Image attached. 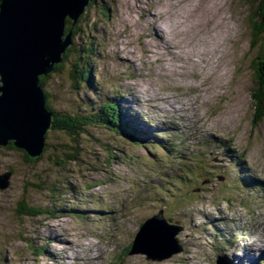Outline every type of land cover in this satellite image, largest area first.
I'll return each mask as SVG.
<instances>
[{
	"label": "rangeland",
	"instance_id": "rangeland-1",
	"mask_svg": "<svg viewBox=\"0 0 264 264\" xmlns=\"http://www.w3.org/2000/svg\"><path fill=\"white\" fill-rule=\"evenodd\" d=\"M90 1L73 44L95 46L91 57L82 55L94 89L71 87L72 54L62 72L50 73L47 102L54 113L82 116L117 102L134 133L146 135L145 145L95 123L68 137L52 128L51 115L37 159L0 146V177L8 175L0 189V264H216L222 251L215 235L231 242V254L256 248L264 239V189L256 182L264 178V117L251 99L260 45L252 23L256 2ZM188 169L191 183L182 177ZM166 174H182L175 197L163 190ZM154 186L166 195L160 207L147 191ZM159 208L166 225L177 226L175 253L147 260L134 253L132 241ZM163 254L151 251L150 258Z\"/></svg>",
	"mask_w": 264,
	"mask_h": 264
},
{
	"label": "water",
	"instance_id": "water-1",
	"mask_svg": "<svg viewBox=\"0 0 264 264\" xmlns=\"http://www.w3.org/2000/svg\"><path fill=\"white\" fill-rule=\"evenodd\" d=\"M88 1L0 0V146L12 141L32 161L40 155L51 114L45 109L39 77L63 62L72 45L71 34L64 35L65 20L76 23ZM7 179L8 175L0 177V189L7 187ZM151 223L154 227H148ZM175 233L161 215L156 216L136 235L134 253L147 260L168 258L175 253L170 248ZM151 251L166 255L150 258Z\"/></svg>",
	"mask_w": 264,
	"mask_h": 264
},
{
	"label": "trees",
	"instance_id": "trees-1",
	"mask_svg": "<svg viewBox=\"0 0 264 264\" xmlns=\"http://www.w3.org/2000/svg\"><path fill=\"white\" fill-rule=\"evenodd\" d=\"M256 2L254 8V19H253V31L254 37L259 42L258 56L254 60V77L256 84V91L251 93L252 103L254 104V113H257L261 117H264V110L262 108V103L264 102V0H251ZM91 1H88V6H90ZM87 6V7H88ZM86 7V8H87ZM106 12V11H104ZM109 13V12H108ZM107 13V14H108ZM106 14V15H107ZM81 15L76 23L71 22V20H65L64 35L70 33L72 37V46L64 53L63 63L61 65H55L53 67L52 74H59L63 70V65L65 62L71 63V55L74 54V62L71 63L70 70L68 71L69 80L71 82V87L78 89L81 86H87L90 90L94 88L93 77L91 76V69L84 64L82 55L85 54V58L91 57L95 54V46L91 43L87 47H82L80 45L73 44V39L78 35V31L81 21ZM51 74L46 77H39V84L42 88V93L46 99L45 109L48 113L53 116L52 128L58 132L66 134V136L74 137L78 136L79 133L85 132L86 128L90 124L101 125L106 131L117 133L119 136L124 138H130L137 140L142 143L140 139H134V134L132 130L127 126L125 122L124 113L120 110L117 102L111 103L110 100L103 103L97 109H92L88 111L89 114L82 116L79 112H63L54 113L50 108L48 100V93L45 90L47 81L49 80ZM116 96L115 98H117ZM74 141V140H73ZM143 144V143H142ZM9 145L14 148L13 142L10 141ZM16 149V148H15ZM44 150L42 151V153ZM27 160H31L30 157L26 156Z\"/></svg>",
	"mask_w": 264,
	"mask_h": 264
},
{
	"label": "bare ground",
	"instance_id": "bare-ground-1",
	"mask_svg": "<svg viewBox=\"0 0 264 264\" xmlns=\"http://www.w3.org/2000/svg\"><path fill=\"white\" fill-rule=\"evenodd\" d=\"M155 30H156V29H155ZM158 31H160V30H158ZM158 31L156 30L157 33H159ZM154 39H155V41H156V43H157L158 45L161 44L160 42L157 41V39H156L155 37H154ZM165 40H166V38H165ZM162 45H164V44H162ZM159 46H160V45H159ZM165 99H166V98H165ZM198 101H199V99H198ZM189 102H190L191 104H193V106H195V103H193V102H191V101H189ZM196 102H197V101H196ZM177 103H179V102H177ZM185 105H186V104H185ZM175 106H176V104H175ZM181 106H182V105H181ZM134 107H135V106H134ZM177 107H179V106H177ZM184 108H185V107H184ZM191 108H192V107H191ZM132 109H133V108H132ZM163 109H165V108H163ZM177 109H178V108H177ZM172 110H174V109H172ZM180 110H181V108H180ZM188 110H189V109H188ZM174 111H175V110H174ZM189 111H190V110H189ZM193 111L196 112V108H195V107L193 108ZM168 112H169V110H168ZM168 112H167V113H168ZM172 112H173V111H172ZM190 112H191V111H190ZM169 113H170V112H169ZM180 113H181V111H180ZM180 113H179V114H180ZM189 114H190V113H189ZM189 114H188V115H189ZM169 115H170V114H169ZM189 117H190V116H189ZM183 119H184V118H183ZM183 119H182V120H183ZM191 120H192V119H191ZM188 122H189V121H188ZM193 124H194V123H193ZM190 125H191V124H190ZM142 126H143V125H142ZM187 126H189V124H188ZM184 127H185V126H184ZM193 127H194V126H193ZM148 128H149V127H148ZM176 128H177V126H176ZM140 129H141V128H140ZM151 129H152V128H151ZM191 129H192V128H191ZM176 131H177V130H176ZM192 131H193V129H192ZM152 134H153V133H152ZM187 134H188V133H187ZM144 143H145V142H144ZM200 143H207V141H205V140H201ZM213 145H214L217 149H219V150H221V148L226 149L227 152H228L229 154H230L231 151H232V150L228 149L224 144H221V141H218V140H215L214 143H213ZM214 146H213V147H214ZM169 147H170L169 149H171V150H174V149H175V145H174V144H173V145H170ZM225 147H226V148H225ZM148 150H149V149H148ZM214 155H215V154H214ZM240 158H243V157H240ZM214 160H215V159H214ZM221 160H223V158H221ZM238 160H239V159H238ZM242 160H243V162H246V163L248 162V161H246L245 159H242ZM168 162H169V161H168ZM168 162H167V163H168ZM234 167H236V166H234ZM221 169H222V168H221ZM236 169H237V168H236ZM236 169H235V170H236ZM200 172H201V171H200ZM200 172H199V173H200ZM232 172H233V171H232ZM186 173H188V172H184L183 174H186ZM249 176H250V175H249ZM182 177H183V175H182ZM183 178H184V177H183ZM226 179L228 180V181H227L228 184H229V182H231V183L233 182L232 178L227 177ZM256 180L259 181L260 179L258 178V179H256ZM132 193H133V192H132ZM261 194H264V192L262 191ZM239 200L242 201V199H239ZM191 205H192V204H191ZM108 210H109V209H108ZM219 211H220V210H219ZM111 217H112V216H111ZM113 218H114V217H113ZM191 218H192V219H190L189 222H190V223H192V222L195 223V218H196V217H191ZM111 222H112V221H111ZM113 222H114V221H113ZM193 223H192V224H193ZM152 224H153V223H151V224H147V225H148V227H149V225H150L151 227H154ZM154 224L157 225L156 222H155ZM147 225H146V226H147ZM198 225H199V224H198ZM106 226H107V225H106ZM143 226H145V224H144ZM143 226H141V228H142ZM157 226H158V225H157ZM157 226H156V227H157ZM157 229H158V227H157ZM160 233L163 234V230H160ZM202 234H203L205 237H212V236H213L211 233H208L207 235H205L204 232H202ZM263 238H264V236H263ZM260 241H261V244H258L257 246H261L262 243H264V239H262V240H260ZM58 245H59V244H58ZM69 248H70V247H69ZM67 249H68V248H67ZM259 249H260V247H259ZM221 251H222V256H223V255L225 254V250H221ZM163 252L165 253V251H163ZM226 253H228L227 249H226ZM102 254H103V253H102ZM243 256H244V255H242V257H243ZM250 256H251V255H250ZM239 258H241L240 255L238 256V259H239ZM238 259H236V261H237ZM98 260H99V259H98ZM240 260H242V259H240ZM231 262H232V261H231ZM232 264H236V263H235V262H232Z\"/></svg>",
	"mask_w": 264,
	"mask_h": 264
}]
</instances>
